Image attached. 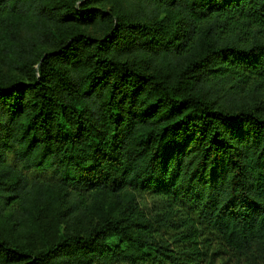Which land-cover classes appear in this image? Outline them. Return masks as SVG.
<instances>
[{"label": "trees", "instance_id": "trees-1", "mask_svg": "<svg viewBox=\"0 0 264 264\" xmlns=\"http://www.w3.org/2000/svg\"><path fill=\"white\" fill-rule=\"evenodd\" d=\"M227 252L264 264V0H0V264Z\"/></svg>", "mask_w": 264, "mask_h": 264}, {"label": "rangeland", "instance_id": "rangeland-1", "mask_svg": "<svg viewBox=\"0 0 264 264\" xmlns=\"http://www.w3.org/2000/svg\"><path fill=\"white\" fill-rule=\"evenodd\" d=\"M85 33L95 35L96 33L92 32V30L86 29ZM109 199V197H107ZM137 202L141 209L144 211V213L149 216H154L156 214H159L160 211L163 208V201L161 198L154 196V195H148V194H138L137 196ZM73 216H76L75 218L71 220H63L62 227L63 229H71L74 228V225L76 222L78 223L79 227L86 228L90 226L91 224H95L97 222L96 216L93 213H87L86 217H80L79 213L73 214ZM211 249L212 251L220 249L219 242L217 241L216 237H212L211 240ZM215 264H247L246 258H241L237 255H234L232 253H224L219 258L216 257ZM250 264H261L260 261H256L255 263Z\"/></svg>", "mask_w": 264, "mask_h": 264}]
</instances>
